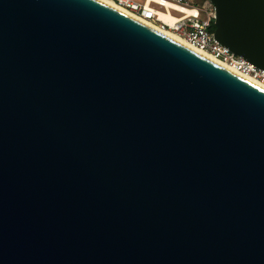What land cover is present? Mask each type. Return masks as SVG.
<instances>
[{
	"label": "water",
	"instance_id": "obj_1",
	"mask_svg": "<svg viewBox=\"0 0 264 264\" xmlns=\"http://www.w3.org/2000/svg\"><path fill=\"white\" fill-rule=\"evenodd\" d=\"M264 69V0H211ZM0 264H264V88L101 0H0Z\"/></svg>",
	"mask_w": 264,
	"mask_h": 264
},
{
	"label": "built area",
	"instance_id": "obj_2",
	"mask_svg": "<svg viewBox=\"0 0 264 264\" xmlns=\"http://www.w3.org/2000/svg\"><path fill=\"white\" fill-rule=\"evenodd\" d=\"M122 8L150 21L164 30H168L190 44L208 52L222 62L238 68L241 72L264 83V69H260L242 56L222 45L214 34L216 8L211 0H113ZM158 5L165 13L178 12L171 24L161 19Z\"/></svg>",
	"mask_w": 264,
	"mask_h": 264
},
{
	"label": "bare ground",
	"instance_id": "obj_3",
	"mask_svg": "<svg viewBox=\"0 0 264 264\" xmlns=\"http://www.w3.org/2000/svg\"><path fill=\"white\" fill-rule=\"evenodd\" d=\"M101 1H103V2H105V3H107V4H109V5H111V6L115 7V8H117V9L123 11L124 13H127L128 15H130V16H132V17H134V18H136V19H138V20H140V21H142V22H144V23H146L147 25L153 27L154 29H157L158 31H160V32H162V33L168 35L169 37H171V38H173V39L179 41L180 43H182V44H184V45H186V46L192 48L193 50H195V51H197V52L203 54L204 56H206V57L212 59L213 61H215V62L221 64L222 66H224V67L230 69L231 71L237 73L238 75H240V76L246 78L247 80H249V81H251V82L257 84L258 86L264 88V83H263V82H261V81L255 79V78H253V77H251L250 75H247V74L241 72L238 68H236V67H234V66H232V65H228V64L222 62L221 60L215 58L213 55L209 54V53L206 52V51L201 50L200 48H198V47H196V46H194V45H192V44H190L188 41H186V40H184V39L178 37L177 35L173 34L172 32H170V31H168V30H164V29L161 28L160 26H158V25H156V24H154V23H152V22H150V21H147V20L141 18L140 16H138V15H136V14H134V13H132V12H130V11H128V10L122 8L121 6H119L118 4H116L115 1H113V0H101ZM159 14H160L161 19L167 21L168 23H171V24H172V23L176 20V17H175L174 14H172V13H165V12H163V11H160Z\"/></svg>",
	"mask_w": 264,
	"mask_h": 264
},
{
	"label": "rangeland",
	"instance_id": "obj_4",
	"mask_svg": "<svg viewBox=\"0 0 264 264\" xmlns=\"http://www.w3.org/2000/svg\"><path fill=\"white\" fill-rule=\"evenodd\" d=\"M137 1H140V2H144V0H137ZM198 1V4L199 5H202V3H203V0H197ZM158 9H160V10H165L164 8H162V7H160V6H158V5H155ZM172 14H174V15H177L178 14V12H176V11H172Z\"/></svg>",
	"mask_w": 264,
	"mask_h": 264
},
{
	"label": "trees",
	"instance_id": "obj_5",
	"mask_svg": "<svg viewBox=\"0 0 264 264\" xmlns=\"http://www.w3.org/2000/svg\"><path fill=\"white\" fill-rule=\"evenodd\" d=\"M213 29H215V25H213Z\"/></svg>",
	"mask_w": 264,
	"mask_h": 264
}]
</instances>
